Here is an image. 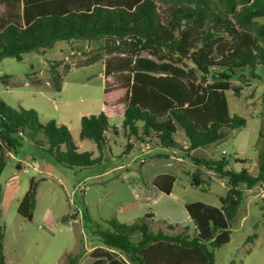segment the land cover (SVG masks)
I'll return each instance as SVG.
<instances>
[{
	"label": "trees",
	"instance_id": "16d2710c",
	"mask_svg": "<svg viewBox=\"0 0 264 264\" xmlns=\"http://www.w3.org/2000/svg\"><path fill=\"white\" fill-rule=\"evenodd\" d=\"M0 5V61L22 62L25 54L51 49L60 41L103 40L104 103L125 106L124 132L143 144L184 152L197 168L204 166L227 181L219 206L185 205L193 232L188 225L166 221L165 228L155 232L148 222L152 213L132 224L110 219L106 229L98 226L95 234L104 245L99 249L103 256L118 253L131 264H215L216 251L231 241V225L242 203L240 185L252 190L264 182V154L257 176H252L248 168L230 169L225 156L200 159L192 153L245 127L243 118L231 116L226 92L240 95L242 89L234 85L245 77L240 73L258 77L255 71L260 68L264 77V0H0ZM11 79L1 78L7 87ZM48 83L57 93L62 91V77L54 66ZM180 132L185 148L177 137ZM110 133L119 135V128L104 112L82 117L80 139L93 141L99 151ZM25 139L65 168L83 169L103 161L102 155L81 152L67 126L43 124L35 110L14 108L0 98V178L8 156L17 154ZM198 173L192 175V186L207 191ZM44 180L32 178L19 204L18 214L28 221ZM175 182L174 176L161 174L153 187L170 195ZM4 194L0 185V209ZM3 241L0 226V264H5Z\"/></svg>",
	"mask_w": 264,
	"mask_h": 264
},
{
	"label": "rangeland",
	"instance_id": "374dc122",
	"mask_svg": "<svg viewBox=\"0 0 264 264\" xmlns=\"http://www.w3.org/2000/svg\"><path fill=\"white\" fill-rule=\"evenodd\" d=\"M3 12L0 5V16ZM55 45L25 54L22 62L14 58L0 61V98L14 108L35 110L43 124L54 121L67 126L81 152L102 155L103 161L83 169L65 168L31 139L23 141L17 154L8 156L0 185L4 190L15 187L17 192L6 210L0 209L5 264H131L123 255L112 253L107 258L99 251L104 245L95 230L98 226L106 229L110 219L132 224L152 213L154 218L148 222L155 232L165 228L164 221L188 225L193 232L194 223L185 204L219 206L228 191L226 180L203 166L198 174L207 191L196 188L192 175L197 167L186 153L161 152L154 144H143L124 132V107L103 104V40L60 41ZM53 66L62 77L60 93L48 83ZM241 74L245 79L234 81L242 89L240 95L229 91L226 97L231 116L243 118L245 127L192 154L213 160L225 156L231 161L230 169L239 172L248 168L252 176H257L260 155L264 154V77L260 68L255 71L258 77L251 76L250 71ZM5 75L13 78L8 87L1 80ZM108 80L113 86V79ZM112 96L109 102L115 99ZM101 112L110 118L112 126L120 128V135L110 133L108 144L99 151L93 141L80 139V131L81 115ZM177 137L183 148L187 147L184 134L180 132ZM128 144H132L131 149ZM143 145L149 146L146 156L141 152ZM235 160H248L250 164ZM19 161L23 169L17 168ZM161 174L176 179L170 195L153 187V180ZM32 178L45 180L39 183L36 210L28 221L17 210ZM239 189L242 203L231 225V241L216 251L215 264H264V183L252 190L241 184Z\"/></svg>",
	"mask_w": 264,
	"mask_h": 264
},
{
	"label": "crops",
	"instance_id": "0c3cea01",
	"mask_svg": "<svg viewBox=\"0 0 264 264\" xmlns=\"http://www.w3.org/2000/svg\"><path fill=\"white\" fill-rule=\"evenodd\" d=\"M56 46V45H55ZM109 79V78H108ZM107 79V80H108ZM111 79V78H110ZM108 81H110V80H108ZM60 93V92H59ZM104 104V106L105 107H107V106H109V105H107V104H105V103H103ZM117 106H123L124 107V110H125V106L123 105V104H121V105H117ZM84 116H90V115H81V119H82V117H84ZM110 119V118H109ZM119 128V127H118ZM120 129V128H119ZM119 135H120V132H119ZM119 135H117V136H119ZM108 144V143H107ZM187 144V143H186ZM144 147L141 149V152L143 153V155L144 156H146L147 155V152H146V149L147 148H149V146L148 145H143ZM157 148H160V147H158L157 146ZM161 149V152H163V151H166V152H164V153H169L170 151H168V150H165V149H162V148H160ZM143 156V157H144ZM102 158H103V156H102ZM170 158H174V156L173 155H170ZM18 164H20V165H17V168H18V166H19V168L20 169H23V165L21 164V162L19 161V163ZM197 169H200V168H197ZM45 179V178H44ZM227 182V181H226ZM264 183V182H263ZM5 191V194H4V199H3V205H2V209H3V211H5L6 210V208L8 207V205H10V203L14 200V198H15V196H16V192H17V190H16V188L15 187H12V186H10V187H8L6 190H4ZM26 193H27V191H26ZM25 193V194H26ZM24 194V195H25ZM186 205V204H185ZM190 220V219H189ZM167 222V221H166ZM168 223V222H167ZM170 224V223H169ZM177 224H180V223H177ZM184 225V224H183Z\"/></svg>",
	"mask_w": 264,
	"mask_h": 264
}]
</instances>
